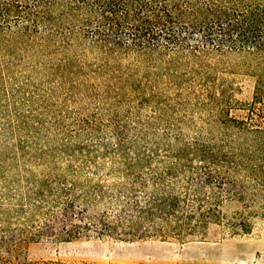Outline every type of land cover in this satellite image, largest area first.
I'll list each match as a JSON object with an SVG mask.
<instances>
[{
    "label": "trees",
    "instance_id": "1",
    "mask_svg": "<svg viewBox=\"0 0 264 264\" xmlns=\"http://www.w3.org/2000/svg\"><path fill=\"white\" fill-rule=\"evenodd\" d=\"M0 31L7 46L65 64L94 55L115 65L131 58L157 70L194 65L205 73L203 60L237 53L254 59L259 71L245 116L230 119L239 123V162L197 143L127 148L134 159L105 172L98 164L69 165L70 179L31 198L34 236L184 241L203 238L210 225L232 235L251 231L264 208V0H0ZM156 158L164 160L151 165ZM228 202L240 207L226 213ZM0 264L97 263L0 256Z\"/></svg>",
    "mask_w": 264,
    "mask_h": 264
},
{
    "label": "rangeland",
    "instance_id": "2",
    "mask_svg": "<svg viewBox=\"0 0 264 264\" xmlns=\"http://www.w3.org/2000/svg\"><path fill=\"white\" fill-rule=\"evenodd\" d=\"M7 38L0 31V256L97 264H264V208L249 233L232 235L210 225L203 238L184 241L34 236L36 221L30 217L35 192L70 179L69 165L98 164L105 172L133 160L130 149L136 146L206 144L239 162V123L230 119L247 112L259 74L254 59L237 53L209 58L203 60L205 73L194 65L157 70L132 64L131 58L118 65L103 58V64L94 55L65 64L59 56L7 46ZM158 160L164 159L151 165ZM187 160L198 162L196 156ZM238 207L224 206L226 213ZM10 235L12 241H1Z\"/></svg>",
    "mask_w": 264,
    "mask_h": 264
}]
</instances>
